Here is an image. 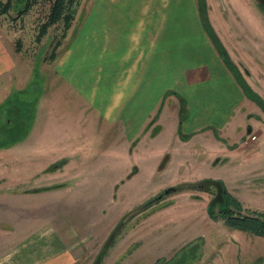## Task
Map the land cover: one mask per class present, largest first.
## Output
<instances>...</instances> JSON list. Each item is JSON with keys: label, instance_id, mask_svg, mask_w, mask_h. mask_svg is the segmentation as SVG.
<instances>
[{"label": "crops", "instance_id": "1", "mask_svg": "<svg viewBox=\"0 0 264 264\" xmlns=\"http://www.w3.org/2000/svg\"><path fill=\"white\" fill-rule=\"evenodd\" d=\"M186 2L183 5L180 1H171L164 8H157L155 2L151 8V5L143 7L134 3L130 6L99 4L94 0L91 6L87 5L89 15L82 35L78 32L68 47L59 56L55 55L57 58L53 57V68L48 72L53 80L50 88L41 89L35 75L31 74L36 59L29 62L19 58L14 45L6 43L0 30V109L11 100L7 108L12 109L13 120L7 117L0 119L7 120L10 127L21 126L28 120L25 116L31 112L34 117L28 137L23 133L25 127L17 134L24 140L22 144L39 142L35 147L25 146L19 151L10 148L8 144L13 139L4 136L0 149L5 148L9 157L19 152L25 155L27 178L76 166L82 170L88 165L91 171L103 172L110 169L111 158L126 155V143L129 155H132L140 143L146 140L144 147L148 140L153 142L166 132L172 133L173 138H179L177 116L170 119L172 121L166 127L163 124L167 120V105L173 104L178 108L180 99L188 111L180 125V133L189 139L178 140L181 147L175 149L163 142L164 149L160 150L159 158H163L160 164L163 163L165 169L172 164L173 156L181 158L178 169L189 163L186 159L189 156L197 159L199 164L209 159L212 168L226 166L234 155L263 136L260 128H264V112L253 106V101L247 98L220 60L201 26L195 0ZM90 14H96L92 20ZM208 14L214 26L211 6ZM224 38L221 41L228 50L235 45L228 33ZM230 53L234 63L231 62L249 91L254 92L253 88L264 82V72L255 67L253 73L245 63L249 58L242 52L238 55ZM45 64L43 62L44 72ZM257 77L260 78L258 81ZM15 95L18 96L16 100L13 99ZM155 117V122L151 123ZM257 119L261 120V126H256L255 130L249 127L245 138H242L243 126ZM155 128L157 132L153 135ZM90 131H96L100 136L97 146L88 144L84 147L88 149L86 156L91 157L86 159L84 153L82 160L79 155L82 147L78 141ZM214 135L226 140L228 145L219 144L216 151L208 153L197 140L208 141L214 139ZM251 136L256 140L252 141ZM104 139L113 140L105 149L103 143L101 146L97 143ZM191 142H195V147L189 146ZM133 143L138 145L132 148ZM99 156L105 161L91 164L93 158ZM257 176L264 175L249 174V187L264 183V178ZM71 177L43 185L29 182L25 192L12 194V197L29 199L31 203L48 201L52 206V202L63 196L69 198L76 191L69 185ZM185 181L175 176L165 188ZM195 181L200 179L195 178L192 182ZM15 183L21 185V182ZM61 184L64 185L62 188L41 191ZM51 215L54 216L47 211L36 229L26 227L22 239L0 255V264H94L109 231L90 245L88 240L91 236L69 243L65 237H58L49 222L53 221ZM131 234L137 238L135 243L141 240L137 229ZM140 249L138 247L134 253ZM254 262V258L249 257V264Z\"/></svg>", "mask_w": 264, "mask_h": 264}, {"label": "rangeland", "instance_id": "2", "mask_svg": "<svg viewBox=\"0 0 264 264\" xmlns=\"http://www.w3.org/2000/svg\"><path fill=\"white\" fill-rule=\"evenodd\" d=\"M11 1L12 7L9 15L0 17L3 39L8 45H14V49L19 44L20 49L15 51V54L19 53L18 56L22 60L30 62L36 59V63L31 68V74L35 75V81L40 84L41 89L50 88L53 85L52 77L48 74L53 68L51 54H54V57L59 56L78 32L82 35L89 15L87 5L91 6L94 0L93 2L92 0H79L74 19L65 32V36L62 23H59L48 29L40 43H37L35 39L40 26L46 22L50 7L49 1ZM97 1L99 4L104 2L130 6L134 3L143 7L151 5V8L155 2L157 8H164L171 1L187 4L186 0ZM27 2L31 3L30 8L24 14H20ZM197 4L204 14L207 12V29L214 34L228 58L234 63L230 51L235 55L242 52L249 58L245 63L253 73H255V67L264 72V1L260 0L256 3L254 0H197ZM204 4L207 8L211 6L214 26ZM95 15L90 14V17ZM226 33L235 44L230 46V51L221 41V38L225 39ZM57 42L60 43L56 46ZM43 62L46 63L45 72ZM234 71H237L236 68ZM255 79L258 81L260 78ZM253 91L264 102V82L258 88H253ZM13 99H18V96L15 95ZM9 105L10 103L0 109V117L13 120L10 114L12 109L7 108ZM248 106L251 105L248 104ZM253 106L263 110L254 101ZM166 108L167 120L163 125L166 127L172 121L170 119L176 116L179 125V107L169 104ZM0 121L1 133L2 128L8 129L10 126L6 123L7 120L0 119ZM260 121L250 120L249 124L243 126L241 137L245 138L249 127L255 130L256 126H261ZM260 131L263 136L257 142L252 143L251 147L247 145L245 150L234 155L226 166L216 168H212L209 159L199 164L192 156L186 158L189 163L185 167L178 169L181 158L173 156L172 164L166 169L163 168V163L160 164L163 158H159L160 150L164 149L163 142L165 141L164 145H171L175 149L181 147L179 141H185L180 138V135H178L179 138H173L170 132L158 136L153 142L148 140L144 147L146 140L139 145L133 143L132 146L130 145L132 148L135 144L138 146L133 149L132 155H129V146L126 143V155L111 158L110 169L98 173L91 171L89 165L83 167L82 170L76 166L56 172H42L35 178L29 179L27 178L29 174L24 172L27 166L23 161L25 155L19 152L18 155L9 157L4 151L5 148H1L0 255L4 254L7 249L11 250L12 244L14 246L22 239L26 227L36 229L35 226L39 224L41 218L46 215L47 211H51L54 216H50L53 221L49 222L55 228L58 237L60 239L65 237L64 239H67L69 243L77 238L91 236L92 238L88 240L90 245L96 239H102L103 235H107L109 231V236L105 242L103 240L104 243L102 242L103 245L97 253L99 255L100 252L106 250L99 264H249V257L254 258L253 264H264V237L226 224L227 217L219 214L218 206L213 200L217 186L222 185L238 203V207L233 204L232 208L236 212H240V208L242 210L241 214H230L229 217H256V214H264V183L249 187L250 181L247 179L251 173L264 175V128L261 127ZM99 136L98 132L90 131L78 141L82 147L79 150L82 160L85 157L81 156L84 153L86 156L88 152V149L84 147L88 144L96 145ZM214 136V139L208 141L197 140L202 143L208 153L216 151L219 144L224 146L227 144L226 140ZM3 139L4 135L0 136V144ZM23 141L12 144L10 148L21 151L25 149V146L32 148L39 143L28 141L25 145L22 144ZM112 141L104 139L103 142L98 141L97 143L99 146L103 143L105 149L107 145L111 146ZM116 143L122 144L120 141ZM194 145L195 142L189 143L191 147ZM90 157L86 156V159ZM103 161L105 158L99 156L93 158L91 164H100ZM175 176L186 180L172 187L179 191L166 196L164 200L162 199L147 209H141L143 205L167 189L165 185ZM66 177H71L69 185L75 187L76 191L69 198L63 196L58 199L59 201L52 202V206L48 205L50 204L48 201L31 203L29 199L12 197V194L25 192V187L29 185V182L43 185L62 181ZM257 177L264 178V176ZM195 178H199L200 181L192 182ZM205 180L211 182L209 189L201 191L196 186L194 189L191 188L192 185H198L199 182ZM15 182H21V185ZM134 210L137 212L132 217H125ZM134 229L140 233L141 240L137 241L138 243L134 242L137 240L134 237L135 234H131ZM111 238H113L112 242L108 244ZM138 247L141 249L135 254L134 251Z\"/></svg>", "mask_w": 264, "mask_h": 264}, {"label": "trees", "instance_id": "3", "mask_svg": "<svg viewBox=\"0 0 264 264\" xmlns=\"http://www.w3.org/2000/svg\"><path fill=\"white\" fill-rule=\"evenodd\" d=\"M27 1V0H26ZM25 1V2H26ZM50 3V7H49V13L46 19V22H44L40 28H39V32L37 34V37L35 39V41L37 43H40L41 39L46 35L47 31L49 28L62 23L63 29H64V36H65V32L68 30V28L70 27V24L72 23L73 19H74V14L76 13V9L79 5V0H48ZM30 2H27V4L25 3L24 9L20 12V14H24L26 11H28V9L30 8ZM196 5H197V9H198V13H199V20L201 22V26L204 28L208 38L210 39L217 55L219 56L220 60L222 61V63L224 64V66L226 67V69L234 76L235 80H237L239 86L241 87V89L243 90L244 94L247 96V98L251 99L252 101H254L256 104H258L260 107H262V109L264 110V102H262L260 100V98L253 93L251 90L249 91V87L247 86V84L245 83V81L243 80V78L240 76L239 71L237 70V68L235 67L234 64H232L231 60L228 58L225 50L223 49V47L221 46V44L219 43V41L216 39V37L214 36V34H212L208 29H207V25H208V21H207V12L206 14L203 13V11H201V9H199V5L197 4V0H196ZM12 7V1L11 0H0V17L3 16H7L9 15V12L11 10ZM205 9L208 10L207 5L205 6ZM62 36V37H64ZM60 42H57L56 46L59 45ZM19 44H17L16 46V51H19ZM54 52V50H53ZM51 57H54V54H51ZM234 68H236V72L234 71ZM11 101L8 100L7 102H5L6 104H4L3 106L9 104ZM262 110V111H263ZM264 112V111H263ZM188 115V111L186 109V105L185 103L182 101V99L179 100V135L180 138H182L183 140L187 141L189 138L187 136H183L180 133V125L182 124V122L186 119ZM28 117V118H27ZM33 117L34 114L29 115V116H25V118L28 119V123L27 120L24 123V125H14L12 127H8V129H1V133L0 136L4 135L6 136V138H12V141H8L9 144L8 145H12L16 142L22 141V138L19 134L22 128L25 127V131L24 136H26L32 126L33 123ZM156 120V117L153 119V121L151 123H154ZM157 132L156 128L155 130L153 129L152 134L155 135ZM19 137V138H17ZM3 142V141H2ZM3 145V144H0ZM57 167V166H54ZM53 167V168H54ZM201 184H205L207 185V189H209V186L211 184V182H209L208 180L202 181ZM63 185L60 186H53V187H48V188H44L41 191H48V190H53V189H58V188H62ZM184 187H189V186H184ZM183 187V188H184ZM193 187V185L191 186V188ZM176 191H179V189H177ZM213 200L215 205L218 206V212L220 215L227 217L224 218L226 220V224H228L229 226L236 228L238 230L241 231H245V232H251L255 235L264 237V214H256V217H229L230 214H241V208H240V212H236L233 208L232 205L234 204V206L238 207V203L234 201V199L231 197V195L229 193H227L226 188L222 187V185H218L217 186V190L215 192V195H213ZM147 209V208H146ZM137 212V210H134L132 212H130L127 216L125 217H132L133 214H135ZM111 238L110 240H108V244H111L112 242ZM108 247V245H107ZM104 250L103 252H100V254L96 257L95 259V263L94 264H99L100 259L102 258V256L105 254Z\"/></svg>", "mask_w": 264, "mask_h": 264}, {"label": "water", "instance_id": "4", "mask_svg": "<svg viewBox=\"0 0 264 264\" xmlns=\"http://www.w3.org/2000/svg\"><path fill=\"white\" fill-rule=\"evenodd\" d=\"M256 3L258 2V0H254ZM217 161H215L214 163L216 164ZM176 190L173 188H167L165 190H163L161 193H159L157 196H155L152 200H150L149 202H147L145 205H143L141 207V209H146L148 207H150L151 205L159 202L163 197L174 193Z\"/></svg>", "mask_w": 264, "mask_h": 264}, {"label": "flooded vegetation", "instance_id": "5", "mask_svg": "<svg viewBox=\"0 0 264 264\" xmlns=\"http://www.w3.org/2000/svg\"><path fill=\"white\" fill-rule=\"evenodd\" d=\"M258 1H260V0H258ZM264 1V0H263ZM202 182V181H201ZM201 182H199V184L198 185H193V189H194V187L196 186L198 189H200L201 191H204V190H206L207 189V185H205V184H201ZM161 193V192H160ZM172 194H174V193H172ZM169 195H171V194H169ZM168 196V195H167ZM166 197V196H165ZM165 197H163L162 199L164 200V198ZM161 199V200H162ZM160 200V201H161Z\"/></svg>", "mask_w": 264, "mask_h": 264}, {"label": "built area", "instance_id": "6", "mask_svg": "<svg viewBox=\"0 0 264 264\" xmlns=\"http://www.w3.org/2000/svg\"><path fill=\"white\" fill-rule=\"evenodd\" d=\"M252 141L256 140V137L255 136H251L250 138Z\"/></svg>", "mask_w": 264, "mask_h": 264}]
</instances>
